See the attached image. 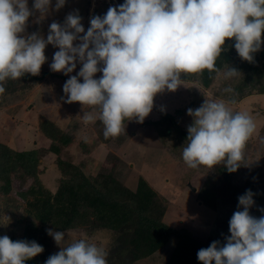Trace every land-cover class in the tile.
Returning a JSON list of instances; mask_svg holds the SVG:
<instances>
[{
    "label": "clouds",
    "instance_id": "9594fccd",
    "mask_svg": "<svg viewBox=\"0 0 264 264\" xmlns=\"http://www.w3.org/2000/svg\"><path fill=\"white\" fill-rule=\"evenodd\" d=\"M52 0H34L33 9L47 15ZM65 0H56L58 11ZM32 15L27 0H0V94L3 83L30 74L36 76L46 62L47 45L56 51L50 64L54 72L69 75L63 85L66 103L87 105L85 124L99 120L105 139L118 137L124 121L142 123L153 109L154 98L165 90L174 92L188 74L217 73L216 61L226 40L234 41L238 56L247 62L261 49L264 32V0H124L109 7L106 15L93 16L84 32L78 14H69L62 26L53 22L47 39L36 33L27 37L26 22ZM102 65V66H101ZM102 73L99 79L96 73ZM223 79L241 75L227 67ZM82 79V83L79 82ZM225 93H233L225 87ZM234 101L205 99L197 109H188L192 123L182 160L190 169L223 164L234 173L244 159V149L256 130L248 113L233 112ZM253 193L238 198V209L229 221L230 237L223 246L214 241L197 252L200 264H264V216L249 213ZM59 246L62 231L47 230ZM35 241H12L0 237V264H25L43 252ZM103 247L85 239L72 242L51 255L45 264H107Z\"/></svg>",
    "mask_w": 264,
    "mask_h": 264
},
{
    "label": "rangeland",
    "instance_id": "374dc122",
    "mask_svg": "<svg viewBox=\"0 0 264 264\" xmlns=\"http://www.w3.org/2000/svg\"><path fill=\"white\" fill-rule=\"evenodd\" d=\"M33 3L34 0H27L32 15L21 35L27 37L36 33L46 40L51 23L56 22L63 26L69 14H78L84 32L74 41L76 46L90 27L93 16L103 17L109 7L118 8L124 0H65L64 6L58 11L53 10L56 0H52L48 14L43 16L33 9ZM261 40L263 46V38ZM58 50L50 44L46 46V62L35 76L36 81L25 86L24 80L19 78L13 90L0 94V144L16 151L29 150L33 145L47 148L49 140L44 142V138H41L44 134L40 130V124L51 122L62 129L68 143H64L58 153L51 150V155L46 153L42 156L38 174L45 188L51 192H55L57 188L60 173L56 165V155L69 158L91 177L103 170H111L116 180L132 191L135 190L138 179L142 178L162 200L164 223L174 229H186L201 241L213 238L224 245L226 238L230 237L229 221L233 213L242 210L238 209V198L243 194H238L235 200L230 201L228 194L221 188L216 167L188 168L182 160L183 149L178 158L172 155L161 143L154 140V132H150L149 128L136 120H125V130L118 137H110L108 143L104 142L101 139L104 138V126L99 120L89 124L83 122L84 113L93 109L78 102L66 103L67 96L63 92V85L70 76L77 75L82 65L77 61L76 68L69 75L52 71L50 64ZM238 64L239 61L235 58L223 65L220 75H215L209 87L202 85L199 74L190 81L182 76L183 82L174 92L165 90L155 96L153 109L143 122L152 116L158 117L159 112L174 114L184 110L188 113V109L199 108L205 99L234 101L228 105L230 110L251 115L256 123V130L248 140L244 159L237 171L232 173L230 182L237 186L252 182L257 189L264 188V139L259 137L264 127V93L260 92L264 85L259 83L261 79L258 80V75H251ZM261 64L262 60L258 61L257 66L260 67ZM227 67L235 68L241 75L224 80L222 74ZM101 75L102 73L97 72L94 78L99 79ZM251 78L255 82H251ZM79 82L82 83V79ZM229 86L234 89L233 93L223 91ZM190 119L176 117L181 127L187 125L188 121L191 122ZM18 176L12 178L7 194L0 195V232L7 224L11 225L14 218L30 215L26 202L19 194L27 190L32 180L19 179ZM208 180L215 181L221 188L213 209L206 206L199 196ZM66 196L71 200V191H66ZM249 213L257 219L264 216V200L253 205ZM64 233L65 239L59 246L50 236L51 250L44 249L37 257L48 259L49 253H58L60 247H67L74 241L85 239L107 251V264H118L124 258L117 253V249L123 246L122 238L110 230L81 227ZM174 244L175 240L171 239L161 249L132 264H168Z\"/></svg>",
    "mask_w": 264,
    "mask_h": 264
},
{
    "label": "trees",
    "instance_id": "16d2710c",
    "mask_svg": "<svg viewBox=\"0 0 264 264\" xmlns=\"http://www.w3.org/2000/svg\"><path fill=\"white\" fill-rule=\"evenodd\" d=\"M262 38L264 41V32L261 34ZM235 58L246 72L258 75V80L261 79L259 83L264 85V43L261 49L253 54V61L247 62L238 56L234 41L226 40L216 66L221 69ZM260 60L262 64L258 67L257 63ZM216 74H209L207 70L199 74L202 85L209 87ZM196 75L188 74L185 79L190 81ZM21 79L24 80L25 86L37 80L30 74H25ZM251 82H255V79ZM15 83L16 80L11 79L4 82L5 92L13 90ZM260 92L264 93V88ZM181 116L184 119L191 118V122L188 121L187 125L181 127L176 120V117ZM191 123L192 117L184 110H180L174 114L159 112L158 117L152 116L142 122V125L155 133L154 140L157 143H161L178 158L179 152L187 145V128ZM40 130L44 134L41 136L44 142L49 140L47 148L42 149L33 145L29 150L16 151L0 144V195L7 194L13 177L19 175V179L32 180L27 190L19 194L26 202L30 215L14 218V222L11 225L7 224L0 232V237L7 235L12 241H35L43 249L51 250L48 229L68 232L81 227L101 228L117 233L118 237L122 238L123 246L117 249V253L124 258L118 264H132L144 259L161 249L171 239L175 240V244L168 264H200L197 252L209 247L216 240L209 238L201 241L194 238L186 229H174L164 223L162 200L142 178L138 179L135 190L132 191L117 181L111 170H103L95 177H91L69 158L56 155V165L60 173L57 188L55 192L45 188L38 174L42 156L46 153L51 155V150L58 153L68 141L62 129L51 122L45 121L40 124ZM259 137L261 140L264 139V127ZM101 139L106 143L109 141V138ZM214 167L219 174L221 188L228 194L230 201L235 200L238 194L244 195L248 190L253 193V205L264 200V188L257 189L252 182H246L241 186L234 185L230 182L232 173H228L223 164ZM221 188L215 181L208 180L199 193L203 203L213 209ZM66 191H71V200L66 196ZM219 245L223 246L220 242ZM53 254L56 253H49V257ZM46 260L36 256L25 264H45Z\"/></svg>",
    "mask_w": 264,
    "mask_h": 264
}]
</instances>
